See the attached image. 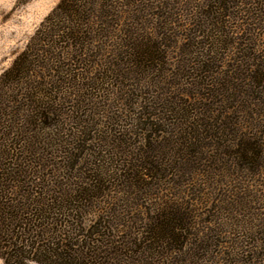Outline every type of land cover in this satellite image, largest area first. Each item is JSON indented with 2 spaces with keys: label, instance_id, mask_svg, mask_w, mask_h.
Returning a JSON list of instances; mask_svg holds the SVG:
<instances>
[{
  "label": "rangeland",
  "instance_id": "obj_1",
  "mask_svg": "<svg viewBox=\"0 0 264 264\" xmlns=\"http://www.w3.org/2000/svg\"><path fill=\"white\" fill-rule=\"evenodd\" d=\"M60 1L0 0V76ZM156 2L151 6V0H133L130 21L133 46L139 51L156 47L157 71L130 65L120 57V70L110 75L101 92L85 89L82 97L72 91L59 94L63 136L45 153L52 154L55 168L75 165L67 181L71 188L89 183L96 172L107 178L102 196L82 213L87 227L97 223L102 230V256L87 264H264V83H259L264 0H227L229 9L218 18L211 11L217 0ZM117 34L114 40L121 43L124 32ZM165 51L169 57L163 62ZM206 60H211L207 71L202 65ZM211 75L213 83L207 77ZM191 78L201 85L212 84L214 103L212 95L199 91ZM149 99L156 104L149 111L163 117L156 125L161 131L158 139L150 147L170 174L141 190L127 182L121 169L136 163L142 147L150 150L143 140L149 131L134 132L139 105ZM181 108H189L191 120H178ZM199 116L212 125L194 123ZM242 142L258 149L260 156L252 167L234 157ZM66 149L72 154L65 155ZM45 173L38 174L40 181ZM39 178H28L29 186L35 189ZM32 200L20 196L12 203L19 217L10 218L9 227L0 231V264H42L30 253L35 238L45 236L38 229L41 223L35 220ZM165 214L186 231L177 232L176 241L153 242L149 229ZM44 245L40 241L35 247ZM115 248L119 253H111Z\"/></svg>",
  "mask_w": 264,
  "mask_h": 264
},
{
  "label": "trees",
  "instance_id": "obj_2",
  "mask_svg": "<svg viewBox=\"0 0 264 264\" xmlns=\"http://www.w3.org/2000/svg\"><path fill=\"white\" fill-rule=\"evenodd\" d=\"M156 1L151 0V6L158 3ZM217 3L216 9L211 6L215 18L220 13L226 15L229 9L227 0H217ZM132 7L133 0H61L42 22L25 50L0 76V231L9 227L7 221L10 218L14 220L19 217L13 205L16 197L35 198L32 203L36 209L32 211H35V220L41 223L38 229L47 238L44 236L41 240L37 236L32 242L30 253L34 260L42 264H87L89 259L102 256L100 224L87 227L82 213L94 198L102 196V185L107 183V178L104 173L96 172V175L89 177V183H75V188H71L67 181L71 179L75 165L69 163L62 168H55L50 159L52 154L45 153V149L55 146L54 141L63 136L61 128L64 123L57 109L61 101L60 93L72 91L73 95L82 97L85 89L101 92L110 75L120 70L121 66L117 63L120 57L130 65L143 67L149 72L157 71L153 65L159 60L156 47L139 51L138 46H133V21H130L133 20ZM125 15L128 23L126 19L122 20ZM120 20L125 24L120 23ZM122 31V42H116L114 38ZM164 53L163 62L169 57L168 51ZM210 61L202 62L205 71ZM261 67L263 70L260 71L259 83L262 84L264 65ZM207 77L212 82L213 76ZM191 81L197 89L208 91V95H212L210 99L215 102L217 94L215 88H211V83L203 82L201 85L195 82L196 79ZM139 107L140 114L134 120L138 130L134 132L149 131V138L144 137L143 140L146 139L145 145H149L150 150L142 147L139 157L135 158L136 163L125 165L121 172L123 177H128L127 182L133 187L137 185L141 190H146L164 181L170 173L151 145L158 139L157 135L161 131L158 133L156 125L163 117L149 111L152 107L156 108L150 99ZM188 109H178L176 113L179 114V121L191 120L193 116L188 114ZM169 117V114H165L166 121H169ZM199 120L203 127L212 125L200 116L194 118L193 122ZM195 131L192 138L196 141L198 136ZM205 131L208 132L207 129ZM167 133L172 134L169 131ZM138 143L142 144L140 141ZM191 145L193 148L198 147L197 143ZM257 150L254 144L242 142L234 157L252 167L260 156ZM71 151L66 149L65 155L69 152L72 154ZM42 170L47 173L44 174L45 179L40 181L38 174ZM63 172L67 177L62 175ZM32 176H37L40 181L36 182L35 189L28 182ZM23 213L25 215V211ZM167 218L169 215L165 214L163 220H158L149 229L148 233L154 236L151 241L167 244L168 240L176 241L177 232L186 231L187 227L183 228L176 219L170 222ZM69 220L74 222L70 224ZM181 222L184 223L183 220ZM40 241L45 245L35 247ZM111 253L117 254L119 250L115 248Z\"/></svg>",
  "mask_w": 264,
  "mask_h": 264
}]
</instances>
